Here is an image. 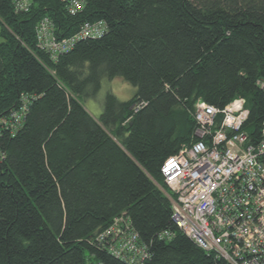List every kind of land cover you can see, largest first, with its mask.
<instances>
[{
	"label": "trees",
	"instance_id": "16d2710c",
	"mask_svg": "<svg viewBox=\"0 0 264 264\" xmlns=\"http://www.w3.org/2000/svg\"><path fill=\"white\" fill-rule=\"evenodd\" d=\"M82 1L70 17L62 0H36L25 14L0 0V264H128L99 240L123 216L147 264H230L176 228L161 169L195 140L200 101L245 99L244 130L260 140L264 0ZM44 18L59 38L97 21L109 30L56 63L38 49ZM107 78L136 93L123 102L108 92L95 119L81 101ZM24 101L22 126L4 128ZM168 230L173 239L160 240Z\"/></svg>",
	"mask_w": 264,
	"mask_h": 264
},
{
	"label": "built area",
	"instance_id": "2783aa9c",
	"mask_svg": "<svg viewBox=\"0 0 264 264\" xmlns=\"http://www.w3.org/2000/svg\"><path fill=\"white\" fill-rule=\"evenodd\" d=\"M36 0H11L19 14L31 11ZM71 17L86 8L82 0H62ZM38 49L56 62L83 39L102 38L109 30L105 21L85 23L81 30L59 38L54 21L44 18L36 28ZM258 85L264 90V82ZM30 101L3 121L4 128L19 130L29 112ZM243 98L224 109L200 101L196 105L195 140L184 146L161 169L172 201V220L201 250L230 264H264V122L258 142L244 130L249 109ZM171 231L160 234L169 242ZM113 257L128 264H147L148 247L140 242L123 216L102 232ZM97 264V263H92Z\"/></svg>",
	"mask_w": 264,
	"mask_h": 264
},
{
	"label": "rangeland",
	"instance_id": "374dc122",
	"mask_svg": "<svg viewBox=\"0 0 264 264\" xmlns=\"http://www.w3.org/2000/svg\"><path fill=\"white\" fill-rule=\"evenodd\" d=\"M102 88L98 92L94 98H88L81 103L88 109V111L93 115L96 119L99 118V111L103 110V102L108 92L114 93L117 98H119L123 102L129 101L132 97H134L136 91L132 85L126 84L121 79H103Z\"/></svg>",
	"mask_w": 264,
	"mask_h": 264
},
{
	"label": "crops",
	"instance_id": "0c3cea01",
	"mask_svg": "<svg viewBox=\"0 0 264 264\" xmlns=\"http://www.w3.org/2000/svg\"><path fill=\"white\" fill-rule=\"evenodd\" d=\"M101 114H102V110H101V111H99V115H100V116H101ZM100 116H99V117H100ZM95 119H96V118H95ZM97 119H98V118H97Z\"/></svg>",
	"mask_w": 264,
	"mask_h": 264
}]
</instances>
